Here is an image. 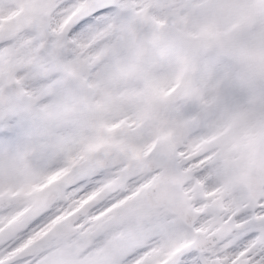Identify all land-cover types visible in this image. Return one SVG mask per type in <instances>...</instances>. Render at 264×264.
Listing matches in <instances>:
<instances>
[{
	"label": "snow or ice",
	"instance_id": "6c2138e0",
	"mask_svg": "<svg viewBox=\"0 0 264 264\" xmlns=\"http://www.w3.org/2000/svg\"><path fill=\"white\" fill-rule=\"evenodd\" d=\"M197 7L0 0V147L51 157L34 183L60 173L0 191V264H264V64L241 55L264 0L202 23L211 50L167 71ZM209 105L227 113L211 131L189 123Z\"/></svg>",
	"mask_w": 264,
	"mask_h": 264
},
{
	"label": "rangeland",
	"instance_id": "374dc122",
	"mask_svg": "<svg viewBox=\"0 0 264 264\" xmlns=\"http://www.w3.org/2000/svg\"><path fill=\"white\" fill-rule=\"evenodd\" d=\"M231 1L233 3L235 2V0ZM187 2L190 3L192 2V0H187ZM196 2L198 4V7L190 11V19L188 21L186 31H180L181 35H183L184 37H186L190 33L196 32L197 34H201L202 37L205 36L209 39H212L213 34L211 32L202 33L199 31V26L202 23L212 19L221 21L224 19L232 18V16H243L246 12L245 6L241 8L237 7L235 11L230 10L228 14L230 12L232 13L229 14L228 18H225L227 16L226 13H224L226 11L225 5L227 3V0H196ZM240 2H243V5H245L246 0H240ZM208 15L209 18L212 19H206ZM247 43L248 45L245 43V45L241 49L242 54L244 56L250 57L259 64H264V61L261 60L262 56L264 55V40L252 39L247 41ZM253 43L254 45L252 47ZM164 44L169 50V59L165 65L167 71H174L176 69L177 59L182 54L187 53L193 55H201L204 53L203 49L191 48L185 46L182 43L175 44L173 42L164 40ZM244 51L245 53H243ZM197 107L203 108L204 106L198 103ZM208 107L209 111L207 112L204 120H202L200 123H195L194 121L190 120L189 123L194 124L195 127H200L201 125H203L205 131H211L214 127L215 121L227 115L226 112L215 113L211 105H209ZM155 129L157 130V132L162 133V135L166 137L167 133L164 130L163 123L155 124ZM151 130L154 129L149 126L146 132V136ZM51 165V157L45 155L38 148L32 147L27 142H21L10 148L0 147V191H8L15 195L17 192L24 191L29 184H32V191H37L43 188L46 183H51V181L55 179L56 176L60 175V173H56L55 175L48 176L47 180L44 182L34 183L41 180L44 174L48 172ZM23 211H26V208L22 204L20 206V212Z\"/></svg>",
	"mask_w": 264,
	"mask_h": 264
},
{
	"label": "water",
	"instance_id": "95a60500",
	"mask_svg": "<svg viewBox=\"0 0 264 264\" xmlns=\"http://www.w3.org/2000/svg\"><path fill=\"white\" fill-rule=\"evenodd\" d=\"M173 36V35H172Z\"/></svg>",
	"mask_w": 264,
	"mask_h": 264
}]
</instances>
